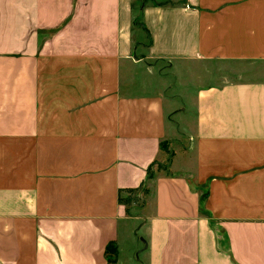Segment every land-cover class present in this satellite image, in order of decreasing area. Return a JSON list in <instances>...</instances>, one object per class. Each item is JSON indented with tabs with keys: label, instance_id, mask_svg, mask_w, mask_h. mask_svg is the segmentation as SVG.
I'll use <instances>...</instances> for the list:
<instances>
[{
	"label": "crops",
	"instance_id": "1",
	"mask_svg": "<svg viewBox=\"0 0 264 264\" xmlns=\"http://www.w3.org/2000/svg\"><path fill=\"white\" fill-rule=\"evenodd\" d=\"M108 244L264 264V0H0V264Z\"/></svg>",
	"mask_w": 264,
	"mask_h": 264
},
{
	"label": "trees",
	"instance_id": "2",
	"mask_svg": "<svg viewBox=\"0 0 264 264\" xmlns=\"http://www.w3.org/2000/svg\"><path fill=\"white\" fill-rule=\"evenodd\" d=\"M106 255H107V261L109 264H116V248L114 246L110 244L107 245Z\"/></svg>",
	"mask_w": 264,
	"mask_h": 264
},
{
	"label": "rangeland",
	"instance_id": "3",
	"mask_svg": "<svg viewBox=\"0 0 264 264\" xmlns=\"http://www.w3.org/2000/svg\"><path fill=\"white\" fill-rule=\"evenodd\" d=\"M120 201H122L123 204H127L128 200L125 199H121Z\"/></svg>",
	"mask_w": 264,
	"mask_h": 264
}]
</instances>
